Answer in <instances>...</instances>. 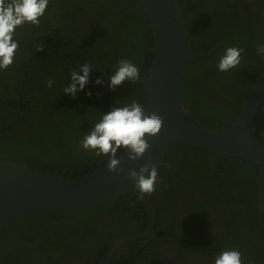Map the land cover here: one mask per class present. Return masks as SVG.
I'll list each match as a JSON object with an SVG mask.
<instances>
[{"label": "trees", "instance_id": "1", "mask_svg": "<svg viewBox=\"0 0 264 264\" xmlns=\"http://www.w3.org/2000/svg\"><path fill=\"white\" fill-rule=\"evenodd\" d=\"M201 3L202 0H181L182 15L187 27L188 14L194 10L198 11ZM214 3L215 0L211 8ZM226 6H230V1L220 0L216 14V25L221 32L223 46L211 57L189 63L183 87L187 120L195 126L222 132L230 129L245 99L264 71V56L258 55L256 50L257 45L264 44L262 31H248L234 13L225 15L226 21L222 22L221 10ZM106 14L114 15L115 20L111 25L113 40L96 43L88 41L87 36L73 35L86 54L106 73L111 75L121 59H129L139 68L140 77L148 78L155 57V37L144 1L119 0L116 4L109 5ZM206 25L210 28L208 38L197 32L196 28H188L189 48L193 53L209 52L217 44V36L210 21L206 22ZM257 26L264 30V15L252 28ZM19 45L20 53L17 54L19 53L18 57L24 62L16 63V87L0 105V109H6L7 113L0 117V159L74 180L107 166V156H96L84 151L79 147V143L103 113L113 107H122L133 101L145 106L144 87L137 83H123L116 90H109L108 80L93 68L89 85L73 99L63 95V87L70 82L67 81L68 74L73 68L88 63L73 42L64 36H51L39 41L40 51L32 58L28 57L29 45L21 41ZM227 47H239L244 50L240 65L224 73L217 69L210 70V65H217ZM98 76L105 81L102 87L94 83ZM23 78L26 80L20 83ZM49 79L54 81L52 88L47 86ZM20 87L23 89L20 90ZM35 92H38V95H35ZM253 140L264 148V105L254 128ZM182 153H185L186 157H182ZM170 156L177 157L173 160L177 168H157L158 181L163 183V175L169 171H189L195 183L193 186L187 185L186 188L202 191L207 189L205 192L211 193H202L198 202H192L198 210L203 211L212 205H220L227 199L231 200L233 208L229 207L225 215L228 218L220 219L221 222H230L232 219L229 217H233L237 210L251 212L252 217L259 218L260 237L257 240L253 236L258 228L253 222H247L240 230L236 226H229L232 231L237 232L234 240L238 244L233 248L241 252L242 259L250 260V264H264V215L259 198V168L247 161L215 156L186 144L171 146L162 162H166ZM185 176L188 179V174ZM202 178L204 182L200 183ZM201 184L205 186L201 188ZM135 203L142 206L137 197L129 195L105 205L75 212L73 215L84 218L98 211H123L124 207ZM68 216L69 214H66L62 218ZM236 220L246 221L243 216L238 215ZM20 221L22 220H16L14 223ZM0 225L7 227L3 221H0ZM247 235L249 237H246Z\"/></svg>", "mask_w": 264, "mask_h": 264}, {"label": "flooded vegetation", "instance_id": "2", "mask_svg": "<svg viewBox=\"0 0 264 264\" xmlns=\"http://www.w3.org/2000/svg\"><path fill=\"white\" fill-rule=\"evenodd\" d=\"M229 1L230 6L221 10L222 22L226 21L225 15L234 13L248 31H262L264 35L262 27L252 28L264 15V0ZM117 2L119 0H50L40 23L35 26L27 23L19 26L14 39L29 45L28 57L31 58L40 51L39 41L51 36H61L54 33L65 32L72 36L80 34L87 36L88 41L96 43L113 40L111 25L115 20L114 15L106 13L109 5ZM219 2L220 0H215L211 8L213 0H202L198 11L194 10L188 14L187 35L188 28H196L197 32L208 38L210 28H207L206 22L209 21L216 34L212 23L213 11L215 9L214 22L218 29L216 14ZM17 52L20 53L19 47L16 54ZM16 54L13 64L7 70L0 71V105L16 87V63L24 62ZM209 69L213 71L217 67L210 65ZM24 80L26 78L20 83ZM19 89L22 90L23 87ZM34 94L38 95V92ZM5 111L4 108L0 109V117L7 115ZM182 157H186V154L182 153ZM175 159L177 157H168L164 162L168 166L165 167L177 168L173 163ZM179 170L181 173L166 172L163 175L165 178H162L163 183L157 181V190L150 195V201L157 214L153 235L161 239L186 240L168 242L152 237L132 240L146 235L149 225L148 211L141 202L142 206L135 203L124 207L123 211H98L84 218L69 214L64 218V215H58L43 220L24 219L17 224L13 223L12 228L7 224L6 228L0 225V259H3L0 264H214L215 257L221 251L232 249L238 244L234 240L237 232L232 231L229 225L240 230L247 222H253L258 228L253 237L255 240L259 239V218H253L251 212L237 210L233 217H229L232 219L230 222L220 221L228 218L225 215L230 206L233 208L231 200L226 199L220 205H212L203 211L198 210L192 202H198L202 193H211L205 192L207 189L202 191L186 188L187 185L193 186L195 182L189 171ZM203 182L202 178L200 183ZM200 186L202 188L205 184ZM237 215L243 216L246 221L236 220ZM242 264H250V260L242 259Z\"/></svg>", "mask_w": 264, "mask_h": 264}, {"label": "water", "instance_id": "3", "mask_svg": "<svg viewBox=\"0 0 264 264\" xmlns=\"http://www.w3.org/2000/svg\"><path fill=\"white\" fill-rule=\"evenodd\" d=\"M144 8L155 37V57L148 78L124 83L141 84L146 91L145 108L155 112L163 123L160 133L149 140L150 148L135 162L124 154L120 172L112 173L107 166L78 180L32 169L29 166L0 159V221L12 228L14 221L73 214L105 205L129 195L137 197L149 214L146 235L159 241L182 242L186 238H156L157 214L150 194H141L128 178L129 171L151 163L156 168L168 166L162 159L176 144H186L215 156L237 158L256 165L260 170L259 198L264 215V148L253 140L258 116L264 105V71L228 131H216L190 123L184 108L183 87L188 65L193 60L209 58L223 46L221 34L217 46L206 53H193L189 49L186 23L182 15L181 0H143ZM53 34V33H51ZM69 38L82 58L109 80L110 74L100 68L83 50L76 38L68 33H54Z\"/></svg>", "mask_w": 264, "mask_h": 264}, {"label": "clouds", "instance_id": "4", "mask_svg": "<svg viewBox=\"0 0 264 264\" xmlns=\"http://www.w3.org/2000/svg\"><path fill=\"white\" fill-rule=\"evenodd\" d=\"M49 4L50 0H0V71L7 70L14 62L19 47V41L14 39L16 29L26 23L38 25ZM256 50L258 55L264 56V44L257 45ZM243 51L239 47L225 48L216 65L217 70L224 73L237 68L241 63ZM93 72L94 69L89 63L73 68L68 74L67 81L70 82L63 87V95L75 99L78 93L85 91ZM139 79L140 70L137 65L129 59H121L116 70L111 73L107 87L114 91L125 81L133 82ZM94 83L102 87L105 81L98 76ZM53 84L54 81L49 79L47 86L52 88ZM162 123L158 114H149L144 105L133 101L103 113L80 141L79 147L96 156H107V170L119 173L124 154H127L129 161L140 160L150 148L149 140L160 133ZM128 178L143 196L156 190L158 170L148 163L138 171H129ZM214 264H242V254L236 248L225 249L215 257Z\"/></svg>", "mask_w": 264, "mask_h": 264}]
</instances>
